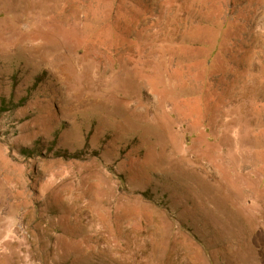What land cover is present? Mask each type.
<instances>
[{
    "label": "rangeland",
    "instance_id": "obj_1",
    "mask_svg": "<svg viewBox=\"0 0 264 264\" xmlns=\"http://www.w3.org/2000/svg\"><path fill=\"white\" fill-rule=\"evenodd\" d=\"M0 264H264V0H0Z\"/></svg>",
    "mask_w": 264,
    "mask_h": 264
}]
</instances>
